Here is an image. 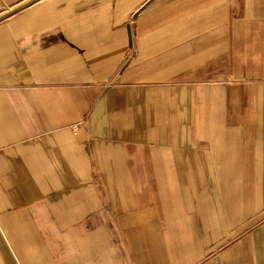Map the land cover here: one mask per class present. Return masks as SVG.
I'll return each mask as SVG.
<instances>
[{
  "label": "crops",
  "instance_id": "0c3cea01",
  "mask_svg": "<svg viewBox=\"0 0 264 264\" xmlns=\"http://www.w3.org/2000/svg\"><path fill=\"white\" fill-rule=\"evenodd\" d=\"M0 264H264V0H0Z\"/></svg>",
  "mask_w": 264,
  "mask_h": 264
}]
</instances>
